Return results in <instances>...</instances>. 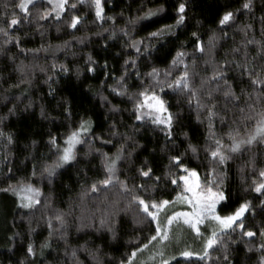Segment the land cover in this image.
Listing matches in <instances>:
<instances>
[{
	"label": "trees",
	"instance_id": "obj_1",
	"mask_svg": "<svg viewBox=\"0 0 264 264\" xmlns=\"http://www.w3.org/2000/svg\"><path fill=\"white\" fill-rule=\"evenodd\" d=\"M103 2L106 19L101 22L96 20L91 0H69L60 18L50 14L46 19L39 18L45 10L51 13V5L45 1L30 6L25 18L15 7L18 0H0V27L7 28L4 22L14 11L20 20L8 29L11 40L0 33V189L30 183L40 190L36 197L39 203L30 208L21 207L20 197L13 192L0 191V264H120L136 248H142L155 229V223H149L131 201L132 195L172 200L180 191L166 175L184 174L170 164L172 155H181L183 163L198 172L202 183L212 168L226 173L222 189L227 200L217 206L221 215L250 202L243 221L245 230L257 235L243 236L237 228L223 239L229 246L230 264H259L264 256V250H259L264 243L259 235L264 228V194L254 188L264 181L259 176L264 169V142L230 153L231 159L224 165L211 162L206 150L214 147L207 139L208 112L197 110L195 101L189 105L187 93L167 87L183 72L184 65L173 69L171 76L165 77L163 72L169 69L176 52L184 51L190 82L208 103L205 94L217 86L211 80L213 72L224 68L225 78L240 100L226 99L220 81L221 91H214L211 101L217 113L211 123L215 138L230 144L227 133L231 129L245 132L240 109L249 112L246 105L255 103L257 96L253 88H259L250 84L247 75H241L237 64H246L264 77V0H252L250 9L242 7L245 0ZM179 2L187 4L184 24L150 38V32L175 24ZM161 7L163 11L142 18L149 10ZM225 11H232L234 19L222 26L219 19ZM73 16L81 17L76 28L69 27ZM197 37L203 52L196 48ZM133 41H143L139 52L132 47ZM89 67L93 71H88ZM153 67L161 70L160 86L146 75ZM145 89L155 91L174 114L172 140L166 139L163 126L152 124L151 118L136 119L135 105L143 100L138 94ZM246 93H252V98ZM259 107L257 104L256 110ZM81 121L90 122V129L81 134L84 143L76 145V161L57 168L49 177L44 168L59 155L50 137L56 138L60 148L66 147L67 137ZM189 143L197 147L196 153L188 148ZM122 145L123 157L116 174L134 191L124 192L115 182L92 191L91 185L105 176L103 154L113 156ZM149 167L150 177H142L139 169ZM141 184L147 191L134 187ZM168 207L171 213L176 210L173 205ZM58 215L63 224L55 219ZM203 233L201 243L206 238L205 229ZM155 242L138 252L133 264L147 263L149 257H154L150 264H160ZM29 244L33 254L27 252ZM192 244L188 239L165 251L163 258L170 264H229L219 249H210V258L204 260L179 255ZM192 251L202 254L203 246Z\"/></svg>",
	"mask_w": 264,
	"mask_h": 264
},
{
	"label": "snow or ice",
	"instance_id": "obj_2",
	"mask_svg": "<svg viewBox=\"0 0 264 264\" xmlns=\"http://www.w3.org/2000/svg\"><path fill=\"white\" fill-rule=\"evenodd\" d=\"M47 2L53 5L51 11L56 13L57 18L60 17V14L65 11V6L68 5L69 0H47ZM37 0H18V3L15 5L22 13L25 14V18L30 14L29 7H35ZM91 4L95 8V17L96 20L103 22L106 17L104 15V2L103 0H91ZM252 4V0H245V3L242 5L244 9H250ZM72 8H75L76 5L72 4ZM186 8L187 4L184 2H179L175 11H176V19L174 25H164L161 28L157 29L154 32H150L148 36L150 38H158L164 35L166 32H171L174 27H178L184 24L186 19ZM163 11V8H159L155 11L149 10L144 17V19L152 17L156 15L158 12ZM49 10H45L42 15H40V19H46L48 15H50ZM107 19L111 20L113 17H107ZM234 19V13L232 11H225L222 17L219 19L220 25H225L231 20ZM81 22V17L73 16L69 23V27L76 28L77 25ZM6 27H0V33H3L5 37H8L9 40L12 37L9 36L8 29L20 23V20L16 17L15 11L12 13L11 18L5 20ZM127 35V33H125ZM192 35L194 37L197 36V33L193 32ZM6 43L8 40L5 41ZM253 41H248V43H252ZM143 41H133L132 47L136 48L137 52L140 51L139 44H142ZM147 47V46H145ZM196 48L198 51L203 52L204 48L199 43V39L197 37ZM185 56V52L178 50L176 55L172 58L171 65L169 69L164 70L163 75L165 77L172 75V70L177 68L179 65H184L183 72L176 77L172 83L167 84L168 88H173L176 91L184 92L188 94V103L191 105L193 101L196 103L197 110L206 109L209 116V136L207 139L213 141L214 147H209L206 149L208 151L209 156L211 157V162L216 165H224L226 162L231 159L230 153L239 152L243 146L252 145L254 142H264V77H261L255 69H249L247 65L237 64L238 68H242L241 75H247L249 77V82L252 86H259L258 90L256 87L253 88L254 92H257L255 103H247V108L249 112L245 114L244 108H241L240 111L242 113V120L246 123L245 132L242 134L239 128L231 129L227 135L230 144L225 145L221 139L215 138V133L212 131V123L211 118L215 116L217 113L215 112L216 104L211 102L213 99L214 91H221V86L219 84L220 81H223V91L222 94L226 99L239 101L240 97L236 95L235 91L232 88L231 83L225 78V70L223 67H218L214 70L211 80L216 82L217 86L215 89L208 91L205 95L208 97L209 102L205 103L202 101L198 91L194 88L190 82L189 71L187 65L184 64L183 57ZM91 57L89 60L91 61ZM128 61H125L127 64ZM133 66L135 65V60L132 61ZM88 71H93L91 67L88 68ZM146 75L153 78L156 81L155 86H160L162 82L158 79L161 75V70L153 67L151 72ZM123 79V77H122ZM203 84V82H202ZM243 91V90H242ZM123 94V93H118ZM140 97H143L142 101H138L135 105L136 109V119L143 120L145 115L151 118V123L156 126H163L162 131L166 133V139L172 140L173 137V122H174V114L169 111L167 106V102L162 99L155 91L150 89H145L138 94ZM249 99L252 98V93H246ZM257 104L260 105L259 110L257 109ZM147 108L149 111L147 113L142 112V109ZM11 111V110H10ZM43 111L41 115H43ZM199 111L197 114V119H199ZM248 122L251 123V126H248ZM235 123V121H234ZM90 129V122L81 121L79 127L71 132V134L67 137L65 141L66 147L60 148L59 145L56 144V138L50 137V143L53 147L57 148L59 153L57 160L53 162L51 165H46L44 168V172L48 174L49 177L55 174L57 168L62 167L65 164H70L73 161H76L77 154L75 151L76 145L84 143L82 138V133H87ZM0 135H3L0 133ZM185 137H187V133H183ZM8 142H12V137H7ZM35 143V142H33ZM188 148L192 151V153L197 152V147L189 143ZM123 145L117 149V152L113 156H109L107 153L103 154L104 159V170L105 176L103 179H99L91 185L92 191H98V186L108 187L109 185L118 183L121 189L124 192L132 193L134 189L129 188L127 181H122L117 176V164L123 157ZM87 154V153H86ZM170 164L179 170H181L184 174L179 175L178 177L173 176L171 173H166L167 176L170 177L171 184L176 185L180 188V191H177L176 196L172 200L161 199L159 201L155 199L146 200L144 197L140 195L133 194L131 197V201L136 203L140 208L141 212L145 214V218L149 223H155L154 234L151 235L148 239V242L142 245V248H136L131 254L127 257L126 260H121L120 264H133L134 258L137 256V253L142 251V249H147L149 244L153 241L163 242L169 241L170 233L172 230L173 224H184L187 225L191 230H193L197 237H201L204 233L201 232V225H206L211 228L210 234L206 236L203 241V251L196 252L190 250H183L179 253L180 256L189 258L193 256L199 257L201 260L206 258H210L209 250H221L224 255L222 259L224 261H229L228 256V244L223 239L225 235H227L230 231H235L237 228L241 230L243 236L247 237H255L257 235L256 232L251 230H245V225L243 218L245 213L248 212L251 208V204L249 201H245L239 204L235 210L227 215H221L217 211V206L222 202L227 200L226 193L222 189V185L224 184V179L226 173L221 171L217 172L216 168H212L208 174L206 180L202 183L200 180V176L195 169H189L182 161L181 155H172L170 158ZM11 171V169H9ZM139 173L142 177H150L152 173V169L149 167L147 169L141 168L139 169ZM35 175V172H33ZM259 176L264 178V169L259 171ZM156 180H159L160 177H156ZM182 182V185L180 184ZM134 187H138L144 189V185H137ZM147 191V189H144ZM3 192H13L18 195L21 199V207L30 208L35 203H39V200L36 199L40 194V190L35 188L32 184H21L17 188H13L12 185H9L7 188L0 189ZM254 191L257 193L264 194V181L256 183ZM186 204L191 208V211H174L171 215H167L168 206L173 204ZM264 204V201H261ZM161 213H165L164 222L161 223L160 216ZM55 219L60 221L63 224L62 216H56ZM105 223L104 220H101V225ZM51 227V224H49ZM109 231H113L112 228H109ZM259 235L264 237V228L260 229ZM259 250H264V243H261L259 246ZM251 251V249H249ZM27 252L29 254L34 253L33 246L31 244L28 245ZM161 257L160 264H170L169 259H165L164 252L159 251L157 253ZM171 259H175V256L171 257ZM259 264H264V256H261L259 259Z\"/></svg>",
	"mask_w": 264,
	"mask_h": 264
},
{
	"label": "rangeland",
	"instance_id": "obj_3",
	"mask_svg": "<svg viewBox=\"0 0 264 264\" xmlns=\"http://www.w3.org/2000/svg\"><path fill=\"white\" fill-rule=\"evenodd\" d=\"M37 1H45L47 2V0H37ZM48 3V2H47ZM51 5V4H50ZM53 5H51V9H52ZM64 12H62L60 14V17L63 15ZM51 14L57 18L56 16V13L54 11H51ZM59 17V18H60ZM149 110L147 108H144L142 109V112L144 113H147ZM145 117H149L147 115H145ZM144 117V118H145ZM150 118V117H149ZM180 184L182 185V182H180ZM173 206L176 208L175 211H191V208L186 205V204H173ZM171 209L168 207L167 209V215H171ZM247 213V212H246ZM245 213V214H246ZM165 213H161V216H160V221L161 223L164 222V215ZM201 232L203 233V229H205V234L206 236L208 234H210L211 232V228L206 225H201ZM194 235L196 238H194ZM201 237H197L196 233L191 230L187 225H184L182 223L180 224H173L172 226V230H171V233H170V239L169 241H166V242H163L161 244V242H158L156 241L155 244L157 245L156 247V250L159 252V251H167V250H173L175 246H180V245H183L186 241L189 240H192L193 241V244H192V247L190 248V251H192L193 247L195 248V246L197 247H202L203 246V243H201V240H200ZM263 241H264V237H263ZM154 255V253H152ZM153 255H150V256H153ZM193 257H197V256H193ZM154 259V257H149L148 260H146L147 263H145L144 261L138 263V264H150L151 261Z\"/></svg>",
	"mask_w": 264,
	"mask_h": 264
}]
</instances>
